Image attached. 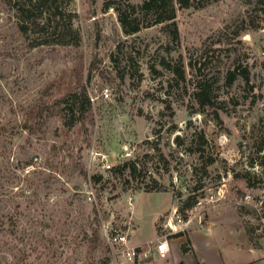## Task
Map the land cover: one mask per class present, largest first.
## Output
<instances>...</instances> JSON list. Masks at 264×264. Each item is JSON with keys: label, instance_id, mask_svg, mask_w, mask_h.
I'll use <instances>...</instances> for the list:
<instances>
[{"label": "rangeland", "instance_id": "obj_1", "mask_svg": "<svg viewBox=\"0 0 264 264\" xmlns=\"http://www.w3.org/2000/svg\"><path fill=\"white\" fill-rule=\"evenodd\" d=\"M207 1L166 0L174 17L156 22L141 0H50L38 20L54 12L53 33L0 0V264H112L106 231L154 239L175 205L193 210L190 227L138 264H179L191 231L204 264L263 257L264 2ZM237 64L248 84L227 80ZM198 67L214 97L203 110ZM129 161L134 176L110 173ZM245 236L262 249L250 258Z\"/></svg>", "mask_w": 264, "mask_h": 264}, {"label": "trees", "instance_id": "obj_2", "mask_svg": "<svg viewBox=\"0 0 264 264\" xmlns=\"http://www.w3.org/2000/svg\"><path fill=\"white\" fill-rule=\"evenodd\" d=\"M7 1L11 2V0H7ZM165 1L166 0H141V3L139 5L142 11L144 10L152 14V16L154 17V21L161 22L162 20L171 19L174 17L173 10H170L167 15H164V12L166 10ZM261 1L264 2V0H257L256 2H261ZM48 2H50V0H16V1L13 0V6H15L16 8V14L18 18L22 20H24V18L25 20H27L29 17L33 16L32 14L35 11L37 12L34 15V19H32V21L30 22L32 24L31 29L33 30V32H40L45 29L51 28L52 32L55 33L57 32L56 31V28L58 26L57 21L54 24L51 23L54 16H56L54 12H53V15H54L53 18L51 17L52 15L48 14L45 21L38 20V18H41V12L42 10H44V6ZM177 2L179 3L181 7H189V6H194V5L198 7L197 5L198 3L203 5L207 3L208 1L207 0L205 1L203 0H177ZM118 15H119L118 17H119V21L121 23L122 29L126 34H132L139 30L140 25L137 23H133V21L129 20L127 18L126 11L121 10L119 11ZM29 24L25 26L22 25V28L24 31L27 30ZM174 30L176 31V27L174 28ZM67 31H70V27H66L64 32H62L61 34H63L64 36ZM173 37H175V35ZM42 42L47 43L48 41L43 40ZM201 73L202 71L200 70V67H198L194 75V78H193L194 80L192 81L194 84H193L192 93H191L194 99L196 100L197 104L201 106L199 110H203V107L207 106L206 104H208L209 106L213 105V101H214V97L210 93L211 84L205 81L203 77L204 74L202 73L203 75L202 76ZM237 74H239L243 78L245 84H248V71L246 70L245 67H240L239 64H237L233 69H231L228 72L227 80L229 81V83L232 82V80H234ZM175 78H178V81H183V82L185 81L183 79L181 69L180 70L175 69ZM136 170H137V167L133 161L124 162L120 165H115L114 167L109 169L110 173L115 176H124L125 172H128L129 176H134V173L136 172ZM84 177H85V173H84ZM90 178L92 179L94 183H101L103 175L100 173L98 174L95 173V174L90 175ZM105 182H106V179L101 184L104 185ZM138 188L144 191H151V190L165 191V189L161 185L160 186L143 185L142 187L138 186ZM191 198L192 196L188 197V199L184 201L185 205L183 204V206L190 207L191 204L194 202V201L191 202L189 200ZM179 235H182V233L178 232V233H175L173 236H179ZM187 243H189L188 237L186 238V242L181 245V251L182 252H187V251L193 252L192 248L190 246H187ZM179 264H183V262H179Z\"/></svg>", "mask_w": 264, "mask_h": 264}, {"label": "built area", "instance_id": "obj_3", "mask_svg": "<svg viewBox=\"0 0 264 264\" xmlns=\"http://www.w3.org/2000/svg\"><path fill=\"white\" fill-rule=\"evenodd\" d=\"M105 96L108 95V88L104 87L102 90ZM105 170L110 168V164L102 165ZM27 167L26 170H28ZM131 199V195L128 200ZM185 214H182L175 205L171 209L169 214H163L161 218H157V232L154 239H149L145 242L133 244L128 237V230L106 231V240L113 247L112 251V264H138L150 257L165 258L169 251L168 240L175 233L183 232L187 230L194 215L193 210H184ZM264 214V213H263ZM199 220V221H198ZM200 222V219H197ZM264 225V217L262 218Z\"/></svg>", "mask_w": 264, "mask_h": 264}, {"label": "crops", "instance_id": "obj_4", "mask_svg": "<svg viewBox=\"0 0 264 264\" xmlns=\"http://www.w3.org/2000/svg\"><path fill=\"white\" fill-rule=\"evenodd\" d=\"M192 234H193V231L190 232V238H189V241H190V247L192 248V251H193V252H191V251L181 252L182 255H184L185 257L182 258V260H181L180 262H183V264H196L197 262H198L199 264H204L203 261H202V259L198 256L197 251H196V249H195V247H194V245H193V243H192V239H191ZM183 237H184V236H180V242H181V240L183 239ZM245 237H246V236H245ZM148 240H149V239H148ZM145 241H147V240H144V241H138V242H135V243H133V244H137V243L145 242ZM246 241H247V246H246L245 250H247V252L250 253V255H249L248 258L252 257V255H253V253H254L255 251L262 250V249H258V248L256 249L255 247L250 246L247 237H246ZM191 255L193 256V260L191 261L190 259H188L187 261H185V260H186V257L191 258ZM262 256H263V257H261V258H259V259H251V260H248L247 262H245V263H243V264H253V263L257 264V263H260V262L264 264V262H263V261H264V254H262ZM157 258H158V257H157ZM154 259H156V258H154ZM257 260H260V261H257ZM164 263H166V260L164 261Z\"/></svg>", "mask_w": 264, "mask_h": 264}]
</instances>
